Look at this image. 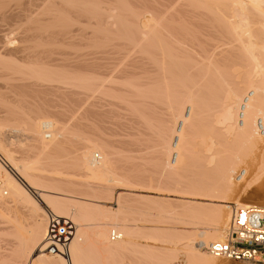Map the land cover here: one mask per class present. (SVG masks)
<instances>
[{
  "label": "bare ground",
  "instance_id": "bare-ground-1",
  "mask_svg": "<svg viewBox=\"0 0 264 264\" xmlns=\"http://www.w3.org/2000/svg\"><path fill=\"white\" fill-rule=\"evenodd\" d=\"M124 1L108 0L111 7L105 8L114 13L113 9L117 7L119 11H129L130 14L131 4L127 5L128 1ZM182 1L189 5L187 7L204 11L200 15L202 14L205 23L219 32L220 36L223 35L224 38H220L226 40V43L219 42L221 46L226 44V48L222 47L217 51L219 47L212 45L211 35L206 38L207 35L204 37L199 31L193 35L189 32L191 25L188 24L189 30L186 27L187 22L186 25L183 24L186 27L183 26L184 30L178 29L179 35L174 32L175 28L168 31L162 22L170 11L159 18L153 14H138L135 10H132L133 13L131 11V15L120 12L121 14L114 13L113 16V13L105 15V11L103 17L101 15L102 20L114 18V21H121L120 26L123 24L118 31H123L122 35H125L122 38L117 32L118 35L115 36L120 35L119 39L122 38L124 43H112V40L118 38L110 36L109 40L105 34H84L82 39L87 40L85 45L88 46L87 50L83 48L86 51L82 54L86 73H82V80L71 78L69 81L73 85L82 84V90L86 94L82 105L87 114L92 110L89 98L101 93L106 96L109 92H106L105 87L106 83L109 84L110 77L105 79L106 77L97 73L103 64L102 60L108 57L112 56L113 60L116 55L123 57L118 58L117 63L112 60L115 63L111 66L114 73L133 78L136 75L133 70L140 69L146 77L144 84L148 94H145L151 100L157 99L152 94L154 89L168 91L172 84L178 82L175 86L179 85L182 91H179L182 93L181 97L178 95L180 100L167 97L170 100L166 103V96L161 93L166 105L168 104V112L158 122V126L151 125L154 130L151 133L155 135L153 149L157 157L153 164L161 176L152 181L194 188L198 196L206 197L208 202H197L189 196L172 199L175 202L173 204L164 203L161 199L160 203L157 199L160 204L167 206L156 211L135 212L149 223L141 227L129 224L128 217H125L127 220L121 217L124 215L123 211L126 213L127 210L121 205V193L114 196L116 209L101 206L98 195L110 192L106 183L109 179L113 182L128 181L126 177H119L115 173V146L97 141L100 143L98 144L94 136L88 135V126L85 124L81 130L80 127L59 122L56 115L47 108V104V107L43 104L33 109L21 105V91L34 86V82H31L32 85L28 84L30 79L25 82L26 76L31 77V81L34 78L37 86L39 82L49 83L55 80L45 72L37 74L32 69L29 75H24L20 70L23 75L19 76V71L14 70L15 65L7 62L8 65L0 57V218L5 219L4 214H7L13 204H22L29 212L28 229L24 231L29 244L24 242V247L22 241L24 248L20 259L23 262L20 261V264H33L36 260L38 264H123L125 261L127 264H253L217 259L202 252L201 247L226 238L231 208L229 211L230 206L220 202L232 199L237 204L236 207L256 206L264 209V206L260 207L255 203H245L239 197V193L248 196L250 192L264 202V137L259 136L255 128L256 119L264 118V0L180 2L183 3ZM91 3L93 1L82 2V6L86 5L89 10H82V13L84 11L90 15L89 22H85L87 27L93 23L92 18L100 20L97 11H101L102 2L101 5ZM178 3L176 7L179 6ZM129 22V27H126ZM202 25L208 26L204 23ZM91 26L89 28H95L94 25ZM212 29L210 31L217 34ZM104 33L107 32L104 30ZM143 47L146 49L143 50ZM136 49H142L141 56L138 53L139 61L132 63L133 70L126 71L124 63L133 59L130 52L135 50L132 53L136 55ZM117 81L119 85L120 79ZM121 81V86L132 89L135 96H138L139 87L135 83ZM127 95L122 99H127ZM246 96L247 99L244 100ZM119 97L115 99L121 100ZM243 102V118L239 122ZM61 115L57 113L58 117H62ZM20 137L23 139L19 140ZM17 149L21 150V157H16ZM242 166L255 178L247 182L249 178L246 177L248 180H245L244 185H238L243 180V175L247 174L244 168L240 170ZM189 172L195 175V179H187L186 174ZM79 178L82 180L79 181ZM107 196L108 201L113 197L110 194ZM167 200L171 199L165 201ZM40 203L50 206L51 214L60 220L69 221L73 228L66 245H57L55 255H50L45 250L43 239L47 232L48 213ZM129 213L130 211L127 212ZM8 219L12 224L10 231L16 232V219H11L10 216ZM132 238H139L143 242H135Z\"/></svg>",
  "mask_w": 264,
  "mask_h": 264
},
{
  "label": "rangeland",
  "instance_id": "rangeland-1",
  "mask_svg": "<svg viewBox=\"0 0 264 264\" xmlns=\"http://www.w3.org/2000/svg\"><path fill=\"white\" fill-rule=\"evenodd\" d=\"M84 1H85V3H90L93 1V3L95 2L94 4L98 3L100 5L102 2V5L100 6L101 11H97V14H98L100 20H102L101 15L103 17V15L105 14V11H106L105 15H107L109 13L108 15L110 16V14L113 13L112 11H111V13L109 12V10L107 11V8L109 9V7H111L110 2L109 3L107 2L108 0H91L90 2H88L89 0L88 1L87 0H81V2L79 0L78 1L77 0H0V57L2 59L4 58L3 61H5L6 63L7 62L13 63L15 65L14 70L17 69L19 71V72H17V70H16V72L19 73L18 74L19 76H22L23 75L22 73H24V75H29V73L31 72V69H32L33 72H36L37 74L45 72L48 75H50L52 78H54V80H55V81H53L54 83L53 82L45 83L46 81H44V82H41L42 83L41 84L39 82L38 86H37V84L35 82L36 80H34V78H32V81H31V77L28 78V76H26L27 80H25V82H28V80L30 79L28 84L32 85L31 82H34V86L36 85L37 87L35 86V88H34V86H32L33 88L30 87L27 90L25 89V90L21 91L20 98L18 97L20 99V101L22 102L21 105L25 106L26 108L28 107L29 109H33V108H35L37 106H41L43 104H44L43 106H46V104H47V105H49V107H47V106L46 107L50 110V112H52L54 115H56V117L59 119V122L65 124V125H71V127H73V126L80 127L81 130L85 125H87L88 126L87 128L89 130V131H87V133H89L88 135H90L91 137L94 136V138L97 139L96 142L98 141L100 143H103V142L109 143V144H112L115 146L114 147L115 148V155H114L115 173L119 177H124V178L126 177L128 181H123V182L122 181H119V182L114 181L113 182L112 180L109 179L106 182L107 185L110 187V192L107 195L110 194L113 196V197L110 196V197H112L111 198L112 201L111 200L108 201V196L106 194L105 195H98V197H99V200L101 201V204H100L101 206L111 207V208L116 209L114 196L117 193H121V196H122V199L120 201L121 205L123 207H125V210L129 209L130 213L132 214V215H129L130 213L127 214V212H129V211L126 210V213H125V211H123V214L125 216L123 215L121 217L122 218L124 217V219H126L125 217H128L129 219L127 218L128 220L127 219L126 220L130 221L129 224H136L139 227L145 225L146 223H148V221L145 220L144 218L140 217L139 215H137L135 212H146L149 210L156 211L159 208L163 209V208H165V206H167L168 203L169 204L175 203L173 201L174 199H179V198L184 197V196H189L190 198H195V201H197V202H208V199L206 197L198 196L199 194H198L197 190L194 188H191L188 186L178 187L176 185H172V184L167 183V182L166 183L163 182L162 184H157L156 182L152 181V180L156 181L157 179H160L161 176L159 174V171L156 169V167L154 165L155 161H156L155 158H157V157H155L156 153L154 152V149H153V146L155 145V143H154L155 142L154 141L155 135L153 136L154 130H153V128H151V125H152V127L159 125L158 122L159 121L161 122L162 119L165 118L164 116L166 115V113L168 112L167 111L168 110L167 109L168 104L166 105V103H168V99L170 100V98H171V100L172 99H176V100L179 99L180 100V97L182 95V93H180V92H182V91L180 90L179 85L175 86V85H177V83H178L177 82L175 84H172L173 86L170 87L171 89L168 88V91L157 89L158 92H159V90H161V92L158 94H160V96L162 98L160 96H157L158 94H154V92L157 91L156 89H154V92L152 94H153V96L155 95L157 97V99L152 98V100H151V98L147 97L148 95L145 94V93H147L146 92L147 89H145L146 85L144 84V83H146L145 74H143V72L138 68H136L134 70L132 69V63L134 64V61L135 62L139 61V57L142 54V49H140V51H139V49H136L137 50L135 52L136 55H134L132 53V51H133L132 50L130 52L134 56V57L131 56V58L133 57V59H131L132 61L127 60L124 63V66H125L124 68L126 71L133 70V72L136 74V75L133 74L135 76V77L133 76V78L131 76L122 75L120 73L117 74V73H114L112 71L113 68H111V66H114V64L118 62V60H119L118 58H120L122 56L116 55V56H114V57H116V59L114 58V60L111 56V57H108L109 59L107 58L105 60H102L103 62L101 61L103 64L97 70V73H100L99 75L102 74L101 76L104 78L106 77L105 79H109L107 77H110L109 82H108L109 84L106 83V87H105L106 92H108V91L109 92L108 93L105 92L106 96L104 94L102 96L101 95L102 93H101V94H96L95 97H90L92 99L91 100L89 98L90 103H92L90 108L94 112H92V110H90L92 113L91 112H90V114L86 113L87 111H86L85 107L82 105L84 98H86V96H85L86 94H85L84 90H82V84H81V86L73 85L69 81V79H71V78H76V79L82 80V73H86V72H84L85 70L83 69L84 63H83V59H82V54L84 53L85 49L86 50L88 49V46L85 45L87 40L84 41L83 40L84 38L82 39V36H84V34H87L88 36H90L89 35L90 33L91 34L95 33L98 36H100V35L104 36L103 34H105L106 36H108V38L110 36L112 38H118V39L112 40V43L118 42L117 44H120V43H122V38L125 34L122 35L123 31H118L119 27H120V29H122L123 24H122V26H120L121 21H117V19H115V21H114V18H113V20L112 19H108V20L104 19L102 21H100V20L98 21V19L92 18L91 21L93 23H91L87 27L85 22L86 23H87V21L89 22L88 17L90 15L88 13H85L84 11L82 13V10L84 8H85L84 10L89 11L87 9L88 7H86V5L84 7L82 6V2H84ZM126 1H128L127 5L131 4V5H129V7L131 6L130 8H132L130 10V14H129V11L128 12L127 11L122 12V11H119L117 9V7L116 8L114 7L113 11L115 10L114 11L115 15L121 14L120 12H122L124 14L126 13L128 15H131L133 13V11L135 10V12L138 14L140 13L143 15V13H144L145 16L146 15L150 16L151 14H153L156 16V18L157 17L159 18V17H163L164 15H166V13H168L170 11L166 15L167 17L166 16H165V18L163 17L164 20L162 22L163 25L165 23V27L167 28L168 31L175 28V31L174 30L173 31L176 33V35L177 34L179 35L180 31H178V29L184 30L185 26L183 24L186 25V22H187L186 27L188 28V30H189V25H191L190 26L191 30H189L190 33H193V35H194L196 32L199 31L202 35H204V37L207 35L206 38L210 37L209 35H211L210 39L213 43L212 45H214V46L218 45V47H219V48H217L218 49L217 51H219L220 48H222V47L226 48V44H223L225 46H221L222 41H223V43H226V40L224 41V39H223L224 38L223 35L220 36L221 34L219 32L217 33V31L214 28H213L214 29L213 30L207 23H205V20L201 16L202 14L200 15V13L201 12L204 13V11L201 10L200 8L187 7L189 5L185 4L184 1H182L183 3H181L180 2L181 0L180 1L179 0H162V1L161 0H155V1L154 0H144V1L143 0H125L124 2H126ZM145 2H147V3H145ZM177 2H179L178 5L180 6V8H179V6L176 7ZM93 3H91V4H93ZM168 4H170V5H168ZM152 5H156V6H152ZM103 6H104V8L105 7H107V8H105V10H104ZM102 8H103V10H102ZM194 9H199L200 11L199 10L196 11ZM156 10H158L159 14ZM117 11H119V13ZM131 11H132V13H131ZM186 11H188V12H186ZM194 11H195V13H194ZM102 12H103V14H102ZM191 12H193V13H191ZM114 13L111 16H113ZM160 13H162V14L160 15ZM186 13H187V15H186ZM197 14H198V16H197ZM199 17L201 20L199 19ZM180 18H181V20H180ZM105 20L107 21V23ZM182 20H183V22L184 21L185 22L182 23ZM199 21H200V23H199ZM195 22L196 23L198 22L197 24L199 26L196 25ZM104 23L107 24V26H105ZM191 23H193V24H191ZM201 23L202 24L204 23L208 26L204 27V25H202ZM95 24H97V25H95ZM170 24H171V26H170ZM85 25H86V27H85ZM91 25H94L95 28L98 27L99 29L98 28L95 29L94 27L92 29L89 28ZM126 25H127L126 27H129L130 22ZM201 26L203 28H201ZM168 27L170 29H168ZM115 29H117V30H115ZM210 29H212L214 31V33H217L219 35L213 34V32L210 31ZM92 30L95 32H92ZM100 30H101V34H100ZM104 30L107 33H104ZM130 30H131V28H130ZM97 31H99V33ZM173 31H172V33H173ZM205 31H207V32L204 33ZM117 32L121 35V37H122L121 40L119 39L120 35L117 36L118 35ZM115 34H117V35L115 36ZM212 36H215V37H212ZM220 37H223V38H220ZM221 39H223V40H221ZM109 40H110V38H109ZM213 40H215V41H213ZM219 41H221V42H219ZM215 42H218V43H215ZM83 45H85L87 48ZM83 48H85V49H83ZM144 48L145 47H143V50L146 49V48L145 49ZM114 51H117V50L114 49ZM125 53H126V51H125ZM138 53L140 56L138 55ZM110 58H112V59H110ZM121 59H120V61H122ZM112 60H113V62H115V61L116 62L113 64ZM107 61H109V62H107ZM26 66H28V67H26ZM15 67H17V68H15ZM20 70L22 71L21 74H20V72H21ZM42 70H44V71H42ZM107 72H109V73H107ZM141 73H142V75H141ZM111 74H113V75H111ZM118 75H120L121 77H118ZM122 77H123V79H122ZM63 78H67V79H63ZM113 78L115 81L120 79V81L121 80L122 81L127 80V81H131V82L135 83L139 87V90H137V91L140 93L137 92L138 96H135V93L132 89L126 88V86H121L120 81H119V85H117L118 81H117V83H115V81H113ZM138 79H139V81H138ZM111 81H113L114 83ZM53 86H54V88H53ZM38 87H40V88H38ZM122 87H124V89H122ZM51 89H53V90H51ZM111 89H112V91H111ZM117 89H119V90H117ZM23 91H25V92H23ZM122 92H123V94L124 93L125 94L120 95L119 93H122ZM111 93L115 97H112V95L110 96ZM141 93L146 97H144ZM161 93L166 96L165 98H166L167 102L165 101V99L163 100L164 97L162 96ZM125 95L128 96L127 99L126 98L122 99L123 97H125ZM178 95L180 97H178ZM118 96H120L119 98L121 100H123V102L119 99H115L116 97L118 98ZM158 97H159V99H158ZM167 97H170V98H167ZM124 100H126L125 103H124ZM146 101H148V102H146ZM144 103H147V104H144ZM92 105H94V106H92ZM97 105H99V106H97ZM116 105H118V106H116ZM145 105L147 107H145ZM150 105H151V107H150ZM96 106H97V108H96ZM110 112H112V113H110ZM57 113L62 114L61 115L62 117H58ZM99 113H100V115H98ZM92 116H94V117H92ZM86 117L90 118V119H86ZM84 119L87 120V122ZM151 121H152V124H150ZM155 123H156V125H155ZM148 127L151 129H148ZM45 130L48 131V129H45ZM152 131H153V133H151ZM21 139H23V137H20L19 140H21ZM12 140H14V139H12ZM100 143H98V144H100ZM95 154H97V153H95ZM15 155H16V157H21L22 156L21 150L17 149ZM244 167L242 166L240 168V170H243ZM245 170L247 173L248 169L246 168ZM188 174L190 176H188ZM188 174H186V177H188L187 179H189V178H190L189 180L195 179V177H194L195 175H192L190 172ZM248 174L249 173L243 175L244 178H242L243 180L241 181V183H238V185H244L246 177L249 178V180L247 178V180H248V181L246 180L247 182H249V181L253 180V178H255V177H253L254 175L249 174V176H248ZM81 180H82V178H79V181H81ZM236 185H237V183H236ZM248 193H249V195H248L249 197L245 194L243 195V193H241V195H243L241 197V195L239 193L240 199L243 198L242 200L245 203H249V204L255 203L260 207L264 206V202H262L263 200L259 201V199L254 197L255 196L254 193H250V192H248ZM103 196H105V198H103ZM157 199H159L160 203H162V202L166 203L167 202V204L165 206H163V204H160L159 201H157ZM160 199L162 200V202ZM166 199H171V200L165 201ZM155 201H157V202H155ZM170 201H172V203ZM220 203L226 205L227 207H229V205H233V204L235 205L236 204L232 199H229V200H226V201L220 202ZM40 205L43 209H45V211L48 214L51 213V207L50 206H46L43 203H40ZM131 209L134 210L133 211L134 213L132 212ZM229 211H230V207H229ZM8 212H7V214L6 213L4 214L5 219L0 218V221H1V223H0V264H18L20 261H22L20 259L21 258L20 254L23 251L22 248L26 247L24 242H26L28 239L25 237L24 231H26L28 229L29 212H28L27 208L22 204L21 205L20 204H13L10 207V210H8ZM9 216L11 217V219H16V221H17L16 232L10 231L12 224L10 222H8ZM133 221H134V223H133ZM10 232H12V233H10ZM132 240L135 242H138V243L143 242L139 238H135V239L132 238ZM22 241H23L24 247L21 245ZM144 241H147L148 243H150V242L153 243V241H150V240H144ZM27 242H29V239ZM27 242H26V244L28 245L29 243H27ZM202 252H204V251H202ZM46 255H48V254H46ZM126 262L127 261H125L123 264H127ZM33 264H38L37 260H36V262H33ZM175 264H183V263L179 262V263H175Z\"/></svg>",
  "mask_w": 264,
  "mask_h": 264
},
{
  "label": "built area",
  "instance_id": "built-area-1",
  "mask_svg": "<svg viewBox=\"0 0 264 264\" xmlns=\"http://www.w3.org/2000/svg\"><path fill=\"white\" fill-rule=\"evenodd\" d=\"M247 99V96L244 100ZM244 102L241 104L239 122L243 118ZM256 133L264 137V118L255 121ZM98 156H96L97 158ZM231 208L230 220L223 241H214L201 249L211 257L233 262L264 264V209L256 206ZM73 228L67 220L48 214L47 232L43 242L45 250L55 255L57 245H66Z\"/></svg>",
  "mask_w": 264,
  "mask_h": 264
}]
</instances>
